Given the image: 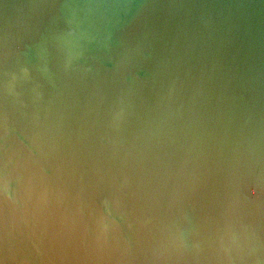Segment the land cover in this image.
I'll list each match as a JSON object with an SVG mask.
<instances>
[{
	"label": "water",
	"instance_id": "1",
	"mask_svg": "<svg viewBox=\"0 0 264 264\" xmlns=\"http://www.w3.org/2000/svg\"><path fill=\"white\" fill-rule=\"evenodd\" d=\"M0 264H264V0H0Z\"/></svg>",
	"mask_w": 264,
	"mask_h": 264
}]
</instances>
